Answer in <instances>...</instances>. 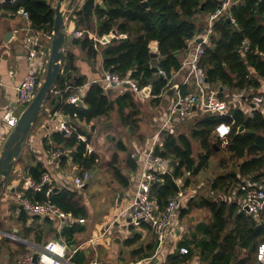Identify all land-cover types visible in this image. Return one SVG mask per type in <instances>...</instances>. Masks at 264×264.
<instances>
[{
    "label": "trees",
    "instance_id": "16d2710c",
    "mask_svg": "<svg viewBox=\"0 0 264 264\" xmlns=\"http://www.w3.org/2000/svg\"><path fill=\"white\" fill-rule=\"evenodd\" d=\"M52 1L4 0L0 2V12H18L23 7L29 12L34 29L49 30L52 33L55 17ZM222 2L223 0H102L101 6L95 8V15L88 14L82 8L73 11L77 16L74 28L77 30L83 26L85 31L83 37H75L73 42L81 45L89 60L96 61L101 56L105 71L137 79L140 87L158 98L164 89L169 88L167 85L172 72L182 68V54L188 49L189 40L198 33L194 17L200 12H213ZM229 13L235 18V23ZM88 30L94 32L97 38L112 31L117 34L125 33L127 37H114L110 42L101 43L90 37ZM153 41L158 42L157 57L151 56L150 45ZM75 58L71 51L63 58L62 72L54 87V90L62 92V96L58 98L51 91L46 99L50 100L52 112L61 111L73 121L79 119L90 122L117 109L122 122L130 129H136L139 107L136 94L131 88L111 99L101 83L92 82L83 97L82 105L67 101L74 87L84 85L87 80L86 76H75ZM154 66L159 67L164 77L154 72ZM201 66L211 85L227 86L230 89L260 88L261 78L264 77V0L232 1L227 12L213 22ZM182 91L188 92L189 89L184 86ZM220 96L223 97V94ZM230 112L233 118L210 111L201 113L195 119L190 133L162 131L152 153L169 158L172 171L158 174L161 180L154 181L151 185V194L161 207L179 190L177 178L191 171V176L185 179L183 186L188 187L192 176L208 166L215 150L221 147V140L215 137L214 130L222 121L234 120L228 144L224 148L237 162L234 169L213 180L212 190L246 179H251L256 185L264 184V112L254 109L251 115H247L240 108H231ZM67 122L74 129L72 134L56 131L52 133L51 141L55 145L72 149L71 155L79 168L78 173L95 170L99 161L97 153L88 150L89 133L82 125L69 120ZM242 126L244 129L239 131ZM79 134L88 137L83 140L79 138ZM193 139L199 141L201 148L197 158L194 156ZM44 143L46 148L51 147L49 139L45 138ZM119 148L127 150L122 142ZM127 162L132 170L138 168L136 157L132 154H129ZM110 166L122 187H127L130 180L120 166L117 154ZM46 171L44 164L37 161L28 168V176L34 182L41 183ZM75 188L58 186L50 180L44 182L41 190L24 189V196L35 201L50 200L63 212L85 219L87 210L77 190L80 188ZM187 201L190 209L195 206L208 208L212 218L210 222L199 225L200 237L195 236L180 243L179 246L188 247L189 252L180 254L179 247L168 254L166 264L193 261L195 257L202 264L254 262L252 255L256 253L260 243L264 242V216L258 219L247 213L241 209L238 201L229 202L206 196L197 199L192 197ZM77 231L80 229H77L75 222L63 229L62 234L69 246L76 243L74 235ZM139 237V234H135L126 242L132 244ZM156 246L154 243L148 244L146 253L141 258L152 257ZM148 264H154V260Z\"/></svg>",
    "mask_w": 264,
    "mask_h": 264
},
{
    "label": "crops",
    "instance_id": "0c3cea01",
    "mask_svg": "<svg viewBox=\"0 0 264 264\" xmlns=\"http://www.w3.org/2000/svg\"><path fill=\"white\" fill-rule=\"evenodd\" d=\"M3 1L4 0H0V2ZM96 2L102 4V0H96ZM56 3L57 0L52 1L54 7H56ZM81 3V1L79 4L77 2L73 11L82 8ZM73 11L69 13L66 22L67 41L65 45V55L69 51L74 53L76 56L75 65L77 67V70L73 71L75 76L82 75L87 77L84 85L74 87L73 93L79 91V89H82L86 93L89 85L92 82L98 81L106 92L109 93L111 99H115L130 87L113 85L107 87L100 81L109 71L103 69L101 56H98L96 61L93 59L89 60L86 51L82 49L81 45L73 42L75 37L81 38L84 34H76V31L85 32L83 26L77 30L74 28L77 16L73 14ZM92 14L95 15V9H93ZM210 14L211 12H200L194 17L198 27V33L194 38L189 40L188 49L182 54L183 66L181 69L172 72V80H177L179 77L183 80L187 72V66L184 67V65L196 41L199 39V36L205 33L209 28ZM88 33L90 37H94L96 40L100 41L94 32L88 30ZM51 35L53 36V33H50L49 30L34 29L31 25V21H28L26 17L19 12H0V74L2 76V83L0 84V154L4 149L6 139L12 131L3 120V117L8 111H13L17 114V109L21 106L17 104L16 87L31 68L39 64L43 65L46 60L49 59L52 43ZM27 36L38 37V46L34 47L31 43H27ZM6 37H8V41H5ZM102 41L100 42L103 43ZM32 47H34L36 55L30 57L29 52ZM150 47L152 52H157L159 55L157 41H153ZM10 70L14 71L13 76L10 75ZM211 86L214 88L218 86L220 89H223V92L226 89L230 90L227 86ZM262 87H264V77L261 78L260 88H244L243 104L236 108H240L247 115H251L254 110L250 103L251 96ZM53 91L58 98L62 96V94H60L62 92H59V90L53 89ZM165 93L169 96H174V92L171 94L167 89H164L162 93L158 95V98H155L157 96L151 93L148 97H142L135 93L138 107H141L136 129H130L129 126L122 122L117 109L112 110L108 115L97 117L90 122L81 121L79 119L73 121L61 111L52 112L50 100L44 103L30 130L27 140L24 142L22 153L16 160L14 170L18 171V173H25V179L27 180L28 168L37 161H41L47 169L46 172L51 175V180L54 181L56 185L74 189V184H68L65 180L66 177H70V174L75 176L78 174L80 175V173H78V166L73 162V157L71 155L72 149L55 145L51 141V135L56 131H63L59 128L61 116H63L64 119L82 125L90 135L87 147L91 151L97 153L99 161L97 168L90 171V180L94 179V184L91 186L89 182L87 188L82 187L77 189L81 196V202L86 207L87 214L83 222L79 221L82 217H74L71 213H66V216L62 218L54 217L53 219L51 217H40L21 207V201L15 197L17 190H14L15 187L12 186L13 184L9 185L10 190L13 192L11 196L14 200H10V196H8L4 190L0 193V211L2 210V212H4V215L0 213V216L2 215L0 217V264H17L19 259L28 254L37 255L39 249L51 240H61L66 243L62 231L73 222H75L77 229H80V231H77L74 235L76 241L74 245L69 246L66 243L68 245V251L64 264H132L136 262L148 264L151 262H148V258L141 257L146 253L148 244L154 243L158 246L153 230L145 223L139 224L142 228L138 229L133 225H121L118 221H114L116 216L114 215V207L118 205H122V208L128 207L135 198L138 182L145 168V158L147 154L152 151L154 142L147 137H141L140 125L141 115L143 116L142 108L145 103L156 99V107L154 108L155 112L152 120V124L156 128V117L160 112L161 103L158 102L161 101ZM227 103L229 111L231 108H234L230 102L227 101ZM150 107L152 106L150 105ZM196 114H199V112H195L191 117H196ZM183 122L184 120L174 123L172 128L174 133H178L179 127H183ZM191 128L192 125L186 128L183 127L184 130L180 132L190 133L189 131ZM82 135L85 139L88 137V135ZM45 138L49 139L51 145L49 149L45 147ZM120 142L126 146L127 150L119 148ZM150 142L152 145H150ZM192 143L194 147V156L197 158V155L201 151L200 144L196 139H193ZM227 144L223 145L226 146ZM145 146L148 147L145 148ZM56 147L65 149V153L61 156L62 160L61 158L56 160L52 156V151ZM197 147H199V151ZM142 148H145V154L134 152V150L139 152ZM115 154H117L119 158V164L124 173L129 177L130 181L127 187H122L120 182L114 177L110 163ZM129 154L136 157L138 162V168L136 170H132L130 166H128L127 160ZM194 177L195 176H192V180ZM15 181L16 180H14L13 183ZM239 182H244V180ZM239 182L231 184V186L235 188L233 193L224 195L222 196L223 198L219 200L225 199L229 202L238 201L240 203L243 198V191L239 188ZM261 185L264 186V184ZM23 188H25V186H23ZM198 188L197 186H193L191 182V184L184 189L187 193L189 192L195 195V193L199 191ZM219 189L223 188H218L217 190ZM194 208H198L202 212L208 211V214H210L209 218L206 220H198L191 217V224L188 230L185 229V225L188 226V224L180 225L178 221L176 226L169 231L166 243L159 248V250L156 246L154 254L156 256L152 259L154 260V264H166L168 254L175 252L180 247V243L192 239L195 236H201V231L198 229L199 225L203 222H210L209 220H211L212 216L208 208L195 206L190 209L188 203L182 207L181 213L185 211L184 215L189 214ZM111 230H115L117 233L115 234L114 231L112 234L110 233ZM135 234L140 235L139 239L132 244H128L126 240L128 238H133ZM36 245L38 249H35ZM194 263L202 264L198 260V257L193 258L192 264Z\"/></svg>",
    "mask_w": 264,
    "mask_h": 264
},
{
    "label": "built area",
    "instance_id": "2783aa9c",
    "mask_svg": "<svg viewBox=\"0 0 264 264\" xmlns=\"http://www.w3.org/2000/svg\"><path fill=\"white\" fill-rule=\"evenodd\" d=\"M12 1L15 2V0ZM232 1L233 0H223L222 5L211 12L209 28L205 33L199 36L202 41H196L195 46L184 65V67L187 66V72L181 83L178 84V88L176 89L175 95L173 97V107L171 110L170 120H167L163 123L159 137L164 130H170L173 132L172 128L174 124H170V121L173 119L174 115H178L180 117L178 122L193 116L197 111H210L212 113L233 118V114L229 111L227 101L220 96V94L223 93V89L211 87L209 83L206 82V75L201 66L202 58L206 52V45L209 44L210 41L213 22L219 16L227 12ZM18 12L26 17L28 21H30L29 12L25 8L21 7ZM229 17L233 23L236 22L231 13H229ZM82 33V31H76V34ZM109 34L112 35V38L127 37V34L125 33L113 34V32H110ZM106 36L107 35H104L102 38H99L100 41H102L103 38H106ZM111 39H106L102 42L107 43L110 42ZM26 42L31 43L32 46L35 47L39 44V38L27 36ZM34 47L30 49V57L36 55ZM247 48L248 45L246 44L245 49ZM47 65L48 60H46L43 65L39 64L36 65V67L31 68V70L17 85V104L23 107L20 113L23 111L24 107L27 106L36 96L46 75ZM9 73L11 76L14 75L13 70H10ZM100 81L107 87L112 85L121 87L124 86L125 83H128L129 87L137 95L142 97L150 96V92H147L144 88L140 87L137 79L131 78L129 76L122 77L118 73L107 72ZM1 83L2 76L0 74V84ZM184 86L188 87V92L182 91ZM84 95L85 92L82 89H79V91L72 93L68 97L67 101L78 104L79 100L83 101ZM250 103L252 105V109L264 112V87L252 94ZM194 107H196V109H194ZM20 113L16 114L13 111H8L5 113L3 120L11 129H13L18 123ZM67 121V119H64L63 116H61L59 128L63 130L66 135H71L74 129L68 124ZM233 123L234 120L232 122L222 121L217 124L214 130L215 137L220 139L223 144L228 143V136L232 131ZM79 138L85 140V137L82 134H79ZM159 140L160 138L153 142V147L159 142ZM88 150L91 151L90 149ZM63 153H65V149L57 147L52 151V156L54 159L59 160ZM171 168L172 164L169 158L154 155L152 151L149 152L145 158V168L138 182V188L134 200L128 207L122 208L115 216L114 220L117 221L119 218H127V221L131 219V221L135 222V224H141L142 222L147 223L155 233L158 243V250L166 243L169 231L172 230L178 223V214L188 200V195L186 194V190L183 186L185 179L191 176V171H187L184 176L176 179L179 190L169 198L167 204L164 207H161L157 199L152 196V183L154 181L161 180L158 174L171 172ZM90 178L91 172L86 170L83 174L76 175L74 177L73 184L77 188H82L87 182H89ZM50 180L51 175L48 172L44 173L41 183L34 182L32 178L28 176L25 189L33 188L35 190H41L44 182H49ZM239 183V188L243 191V198L240 201L241 209L249 214L254 215L258 219L264 216V186L256 185L251 181V179H246L244 182ZM50 191L51 189L47 192L48 195L50 194ZM16 196L21 201L23 208L30 213L39 215L40 217L53 216L62 218L66 216V213L50 200L35 201L31 198L25 197L24 190L17 193ZM79 221L83 222L84 219L81 218ZM67 251L68 245L65 242H62L61 240H51L39 249L36 262L34 260L35 255L28 254L19 259L17 264H64ZM179 252L180 254H187L189 252L188 247L181 246ZM155 256L156 255L148 258V262H150ZM255 256V262L252 264H264V242L260 243L258 246ZM139 263L140 262L132 264ZM179 264H192V261H185Z\"/></svg>",
    "mask_w": 264,
    "mask_h": 264
},
{
    "label": "rangeland",
    "instance_id": "374dc122",
    "mask_svg": "<svg viewBox=\"0 0 264 264\" xmlns=\"http://www.w3.org/2000/svg\"><path fill=\"white\" fill-rule=\"evenodd\" d=\"M58 1L59 0H57V3H58ZM57 3L55 5H57ZM66 6H67V4L64 5V8H66ZM73 10H74V7L67 13L66 22H67V18H68L69 13L72 12ZM177 80H175V79L172 80V77H170L168 80L169 88L167 90H170L175 84L181 83L180 81L182 79H181V77H179ZM209 85L211 86V84H209ZM216 88H219V87L217 86ZM243 92H244L243 89L242 90H239V89L238 90H231V89L228 90V89H226L222 93L223 99L230 102V104L232 106H234V108H236L237 106L243 104V101H244V99H243L244 93ZM173 95H175V92L173 93ZM173 97L174 96H169V95H167V93H165V95L162 97L161 101L158 102V103H160V102L161 103H160V112L158 113V115L156 117V123H157L156 128L152 124L153 114L155 112L154 108L156 107L155 100H152L148 103H145L144 107L142 108L143 116L141 115V117H142L141 118V125H140L141 126V133H142L141 137H143V138L147 137L154 142L157 141L158 138L161 137V136L159 137V134H160V130H161L163 123L166 122L167 120H170L171 110L173 107ZM158 103H157V105H158ZM150 105L152 107H150ZM22 108L23 107H18L17 113H20ZM140 110H141V107L139 106V111ZM201 113H203V112L200 111L199 114H196V117H189V118L185 119L183 122V127L186 128V127L193 125L195 119L197 117H199V115H201ZM179 119H180V117L178 115H174L173 119L170 121V124H174V123L178 122ZM183 127H179L178 133L180 131L184 130ZM215 139L216 138H214V141H215ZM150 145H152L151 142H150ZM146 147H148V146H145V148ZM224 147H225V145H223V143L221 142V147H219L217 150H215L213 156L209 160L208 166L205 169H203L200 173H198L197 176L195 175L193 180H191L193 186L199 187L198 188L199 191H198V193L196 192L195 195L193 193H191V194L189 192L187 193V191H186V194L188 195V200L191 197H193V195H194L195 199L199 198L200 196H206V197H210V198H214V199H221V198H223L222 196L229 195V194L233 193V190L235 188H234V186H231V184L229 186L227 185L228 187L226 186L223 189H219V190H215V191L212 190L213 180L215 178H217L219 175L226 174L230 170L234 169L235 168L234 165L237 162V160L235 158L231 157V155L226 151V149ZM145 148H142L139 152L137 150H134V152L140 153V154L141 153L145 154V151H144ZM197 150L199 151V147H197ZM11 177H10L11 179L9 178L7 184L4 186L3 190L8 194V196H10L9 197L10 200H14V198L11 196V194L13 192L10 190L9 185L13 184L12 186L15 187L14 190L16 189L17 193H19V192H21L22 189L23 190L25 189V188H23V186L26 185V179H25V173H23V172L18 173V171H16V170H14L12 172ZM74 177H75V175L70 174V177L69 178L66 177L65 180L68 184H73ZM14 180H16V181L13 183ZM89 182L91 183L90 185L92 186L94 184V179L90 180ZM198 185H200V186H198ZM17 193H16V195H17ZM15 197L17 198V196H15ZM186 203H188V201H186ZM121 208H122V205H118V206L114 207V210H115L114 215H117L120 212ZM0 213H2L4 215V212H2V210L0 211ZM184 213H185V211H183V213H181V211H180V214L178 216V221H179L180 225L188 224V226L185 225L186 230H188L189 225L191 224V221H190L191 217H194L195 219H198V220H201V219L206 220L207 218H209V215H210V214H208V211L202 212L198 208H194L193 211L189 214L184 215ZM51 218L54 219L53 216ZM117 221L121 225L130 224V225L135 226L138 229L142 228L141 225L135 224V222H133V221L128 222L127 218H119ZM114 231L115 230H111L110 233L113 234ZM114 233L116 234L117 231H115ZM37 247L38 246L36 245L35 249ZM252 258H253L252 260L255 262V259H256L255 253L252 255Z\"/></svg>",
    "mask_w": 264,
    "mask_h": 264
},
{
    "label": "water",
    "instance_id": "95a60500",
    "mask_svg": "<svg viewBox=\"0 0 264 264\" xmlns=\"http://www.w3.org/2000/svg\"><path fill=\"white\" fill-rule=\"evenodd\" d=\"M80 1L82 2V9L88 14H92L93 9L101 6V4L96 2V0L58 1L55 7L53 36L45 78L34 99L20 113L18 123L10 132L8 138L5 141L4 149L0 154V193L11 177V174L14 171L16 160L22 153L24 142L27 140L30 130L35 123L44 103L46 102L48 94L53 91L57 79L62 72V61L65 56V45L67 41V13L73 7H75L77 2L79 4ZM144 3L148 5L146 1ZM65 4H67L66 8H64ZM113 34H116V31H113ZM111 38L112 35L109 34L102 40L105 41L106 39ZM5 41H8V37L5 38ZM198 41L201 42L202 39L199 38ZM151 56L157 57L158 53L151 52ZM153 70L156 73H160V77H164V73L159 69V67L154 66ZM205 80L208 82L207 77H205ZM124 86L129 87V84L125 83ZM177 88L178 84H175L170 90H168V92L172 94ZM82 103L83 101H78V105H82ZM194 109H196V107H194ZM243 129L244 127L242 126L240 127L239 131H242ZM88 186L89 182H87L83 188H87ZM55 190H57V188H55ZM21 207H23V205ZM128 221H131V219ZM37 258L38 255H35V262L37 261Z\"/></svg>",
    "mask_w": 264,
    "mask_h": 264
}]
</instances>
